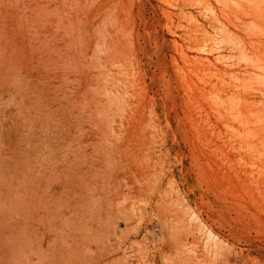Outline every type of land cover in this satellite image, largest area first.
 <instances>
[{"label": "rangeland", "instance_id": "obj_1", "mask_svg": "<svg viewBox=\"0 0 264 264\" xmlns=\"http://www.w3.org/2000/svg\"><path fill=\"white\" fill-rule=\"evenodd\" d=\"M96 2L99 32L69 48L96 60L89 84L62 67L25 84L19 68L42 69L2 7L0 229L30 240L16 263L264 264V0Z\"/></svg>", "mask_w": 264, "mask_h": 264}, {"label": "bare ground", "instance_id": "obj_2", "mask_svg": "<svg viewBox=\"0 0 264 264\" xmlns=\"http://www.w3.org/2000/svg\"><path fill=\"white\" fill-rule=\"evenodd\" d=\"M2 7H6L7 10L5 12L11 13L13 21L17 23L22 34L21 43H28L30 56L27 53L26 46L22 44L19 49L20 58L27 57L31 59L37 54L42 69L41 73H37L35 79L32 78L30 80V72L26 73L19 68V76L24 80L25 84H51L48 74L54 70V67L55 69L62 67V72L67 71L68 68H79V80L89 84L94 75L96 60L90 59L83 63V60L81 61L79 57L77 59L72 56L74 53L70 52L69 48L74 43L76 48L80 50L83 45L90 44V37L93 36L91 31H96L97 29L99 32L100 28L94 26L92 19L97 11L96 0H0V31L3 34L0 33V53L13 60L12 54L6 48L7 42L3 28L7 25L8 19L2 14ZM55 35L56 39L54 38ZM44 45H46L47 51L49 47L50 53L43 54L39 51ZM63 46L66 49L60 52ZM32 52L34 53L33 55H31ZM59 52L64 57L62 64H59V56L57 54ZM136 153L135 150L130 156L135 162L138 159ZM29 241L27 233L7 232L4 234L0 229V264H17L16 259L18 256L21 253L23 256L27 252L24 248L29 244Z\"/></svg>", "mask_w": 264, "mask_h": 264}]
</instances>
